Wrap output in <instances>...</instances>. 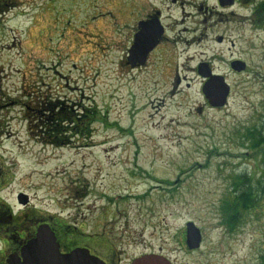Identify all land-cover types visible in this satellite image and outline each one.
<instances>
[{"label": "rangeland", "instance_id": "374dc122", "mask_svg": "<svg viewBox=\"0 0 264 264\" xmlns=\"http://www.w3.org/2000/svg\"><path fill=\"white\" fill-rule=\"evenodd\" d=\"M261 7L264 0H1V235L33 232L35 219L54 216L86 236L112 229L124 264L144 240L173 264H264V195L236 225L229 218L242 174L264 186V146L249 140L264 135ZM154 8L164 44L132 66L137 23ZM235 60L244 71L231 69ZM202 63L230 86L224 106L208 103ZM38 97L89 113L87 131L51 144L37 125ZM188 222L202 234L192 252Z\"/></svg>", "mask_w": 264, "mask_h": 264}, {"label": "water", "instance_id": "95a60500", "mask_svg": "<svg viewBox=\"0 0 264 264\" xmlns=\"http://www.w3.org/2000/svg\"><path fill=\"white\" fill-rule=\"evenodd\" d=\"M222 6L232 5L235 0H219ZM149 25V22L139 23L140 31L136 35L134 50L130 53L129 61L132 66L143 65L147 55L159 43L163 29L156 31ZM246 64L241 60L231 63V69L242 72ZM199 73L208 80L205 81L203 92L208 103L214 107L224 106L227 102L230 86L221 75L211 74L207 64L199 65ZM186 243L190 250L199 249L201 246L202 234L193 222L187 223ZM55 233L48 224H42L37 229L36 237L29 239L22 248L23 261L16 259L12 264H105L99 258L89 254L87 250L76 249L67 255H61ZM172 261L157 254H146L136 258L132 264H173Z\"/></svg>", "mask_w": 264, "mask_h": 264}, {"label": "flooded vegetation", "instance_id": "af4514ba", "mask_svg": "<svg viewBox=\"0 0 264 264\" xmlns=\"http://www.w3.org/2000/svg\"><path fill=\"white\" fill-rule=\"evenodd\" d=\"M260 11L264 13V9H260ZM0 17H1V0H0ZM161 20H162L161 12L158 8H154L150 13H148L145 16V19L140 20L141 22H145V21L149 22V25L150 24L153 25L152 28L155 29L156 31H159L160 28L163 29L162 37L158 41L159 43L153 48L151 52H149L145 63H143L144 65L146 64L150 56L160 51L162 45L164 44L163 41L166 37L167 29H166V25L163 24ZM140 21H138L137 23V32H135V35H133V41L128 49V53H127L128 58L131 55L130 53L134 50L136 35L140 31L139 28ZM34 222L36 223V227H35V231L33 232L27 231L20 233L17 230L14 231L12 230L11 233L5 232L1 235V229H0V264H12V262L16 259H20L21 261H23L22 248L27 244L29 239L31 240L34 237H36L37 228L39 225L42 224H48L51 230L55 233L54 237H56V241L59 245V251L61 255H67L76 249H84L87 250L90 255L99 258L105 264H121L125 262V257L124 259L122 258L123 254H125V249L123 246L121 248L117 246L118 240L115 236H113L112 229H109L108 231L100 229L94 232L92 235L89 234L86 236L85 232L81 233L79 231L82 225L78 227L75 226L71 230L69 226H66L63 230L61 226L62 224L56 221L54 216H48V218H45L44 220L41 221L35 219ZM0 228H1V217H0ZM79 234L81 238L79 237L77 238V235ZM127 238L128 236L125 239ZM127 243H130V240L129 241L126 240L123 245ZM185 244L187 243L185 242ZM1 245H3L2 249H1ZM140 245L142 246V251L138 253V255L133 256L131 259H129L128 264H132L136 258H139L146 254L163 255L169 258L168 256H166L167 255L166 253L164 254V249L162 247H159L157 249L154 247H150L148 243H146V240H144L143 244L140 243ZM190 251L192 252L194 250H190Z\"/></svg>", "mask_w": 264, "mask_h": 264}, {"label": "trees", "instance_id": "16d2710c", "mask_svg": "<svg viewBox=\"0 0 264 264\" xmlns=\"http://www.w3.org/2000/svg\"><path fill=\"white\" fill-rule=\"evenodd\" d=\"M38 98V111H36V115L39 119L37 122L39 123L37 125L40 130H43L49 137L51 136V144H66L72 138L70 135L75 134V138H77V133L87 131V129L84 128H86L85 124L89 117V113L86 115L84 111L81 114L78 112V115H76L77 111L66 109L65 106H63L64 103L56 102V100H53V97H46L44 100H41L40 97ZM73 131H75V133ZM249 140L251 141V145L256 149L264 146V135L258 132V130L250 134ZM262 174H264V172ZM239 180L244 187L243 190L237 187L238 180H236L233 185V191L236 195V204L232 206L234 211L232 218L229 217L231 225L239 223V216L242 210L249 211L255 207V205H258L262 200L260 194L264 195V186H261V188L259 186L257 187L247 178V175L242 174ZM260 183L261 181L259 180L258 184Z\"/></svg>", "mask_w": 264, "mask_h": 264}, {"label": "bare ground", "instance_id": "6f19581e", "mask_svg": "<svg viewBox=\"0 0 264 264\" xmlns=\"http://www.w3.org/2000/svg\"><path fill=\"white\" fill-rule=\"evenodd\" d=\"M143 112H145V111H143Z\"/></svg>", "mask_w": 264, "mask_h": 264}]
</instances>
